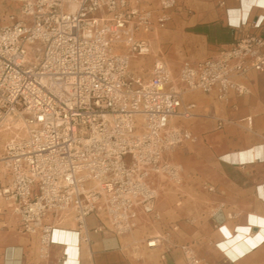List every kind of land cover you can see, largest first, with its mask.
Listing matches in <instances>:
<instances>
[{"label": "built area", "instance_id": "built-area-1", "mask_svg": "<svg viewBox=\"0 0 264 264\" xmlns=\"http://www.w3.org/2000/svg\"><path fill=\"white\" fill-rule=\"evenodd\" d=\"M16 1L19 14L0 19V133H11L0 215L10 208L44 255L69 216L84 241L91 231L126 235L141 214L158 220L155 178L180 183L166 155L196 139L180 125L196 116L186 94L249 95L244 79L264 72V36L245 32L215 56L183 60L177 74L162 54L144 77L131 62L152 52L147 35L166 27L180 0ZM182 250L187 264H214L191 245Z\"/></svg>", "mask_w": 264, "mask_h": 264}, {"label": "crops", "instance_id": "crops-1", "mask_svg": "<svg viewBox=\"0 0 264 264\" xmlns=\"http://www.w3.org/2000/svg\"><path fill=\"white\" fill-rule=\"evenodd\" d=\"M241 2L221 0V5H226L228 14L230 9L239 8ZM261 15L264 16V8H254L245 24L239 27L228 20V29L223 23L227 31H219L222 41H215L209 51L187 60L197 62L215 56L245 32L264 36V21L259 29L253 27ZM200 26L205 31L196 33V38L212 37L215 27L207 23ZM244 80L252 89L249 95L232 94L228 100H221L216 93L195 91L187 98L197 103L193 130L204 138L206 146L187 152V157L194 162H175L181 168V175H186L180 183L168 177L155 178L159 189L158 220L141 214L131 233L91 231L90 240L84 241L69 216L57 223L53 243L44 255L39 236L24 232L19 217L5 207L0 215V264H187L182 250L187 244L214 264H264V229L260 223L251 222L252 215L264 217L261 193L264 156L251 161L239 159L241 152L264 144V72L252 71ZM249 116L253 119L252 125L246 120ZM88 223L93 229L98 220L90 216ZM242 227H249L245 233L249 239L244 238L241 248L245 250L236 249L232 257L220 243L238 235ZM58 232L68 233V238ZM157 236L161 241L156 246H148V241ZM254 239L259 241L252 244Z\"/></svg>", "mask_w": 264, "mask_h": 264}, {"label": "rangeland", "instance_id": "rangeland-1", "mask_svg": "<svg viewBox=\"0 0 264 264\" xmlns=\"http://www.w3.org/2000/svg\"><path fill=\"white\" fill-rule=\"evenodd\" d=\"M157 2L158 0H152V5L156 6ZM17 4L16 0H0V19H4L9 13H19ZM225 8L226 5L222 6L221 0H187L186 3H181L180 0L179 5L171 11V18L166 27L147 35L151 39L152 52L149 55L134 58L131 62V70L142 74L144 77H148L155 58L164 54L174 74H177L183 60H191L196 54L209 51L210 46L215 41H222L218 33L221 31V33H225L226 29L230 27L226 16L227 9ZM206 23L215 27L212 37L208 40H200L194 36L196 32L193 29L200 26V24ZM223 23L227 24V28L222 26ZM193 93L188 92L186 94L187 98H191L190 95ZM195 121L196 117L181 119V125L191 130L196 139L195 141L185 142L169 151L167 153L168 157L167 155L166 157L172 162H194L193 158L187 157V152H193L197 147L206 146L204 145L206 144L204 138L197 136L193 130ZM10 136L11 133L6 131L0 133V157L3 155L5 142ZM3 170V164L0 163V174ZM156 177L162 180L167 178L163 174ZM183 178L186 179V175L182 176Z\"/></svg>", "mask_w": 264, "mask_h": 264}, {"label": "bare ground", "instance_id": "bare-ground-1", "mask_svg": "<svg viewBox=\"0 0 264 264\" xmlns=\"http://www.w3.org/2000/svg\"><path fill=\"white\" fill-rule=\"evenodd\" d=\"M254 8H264V0H242L239 8L230 9L227 17L229 22L232 25L238 26L242 21H245L249 18ZM264 19V16L261 15L260 21ZM264 156V144L257 145L248 151H243L239 154V159L241 161H251L259 158H263ZM261 193L264 196V187L261 188ZM252 223H260L264 229V217H257L252 215L251 217ZM246 232H249V227L240 228V232L238 235H233L229 239L220 243V247L226 251L230 256L234 257L235 250H239V252H243L245 249L241 248L244 246V238H248L246 236ZM61 234L65 238H68V233L58 232V235ZM249 239V238H248ZM261 239V237H260ZM259 240L254 239L251 241L252 244L257 243Z\"/></svg>", "mask_w": 264, "mask_h": 264}, {"label": "trees", "instance_id": "trees-1", "mask_svg": "<svg viewBox=\"0 0 264 264\" xmlns=\"http://www.w3.org/2000/svg\"><path fill=\"white\" fill-rule=\"evenodd\" d=\"M193 31L196 33H204L205 30L201 26H198V27H195Z\"/></svg>", "mask_w": 264, "mask_h": 264}]
</instances>
